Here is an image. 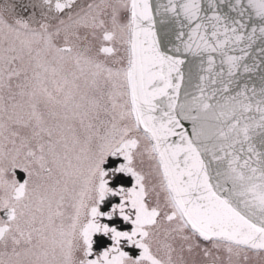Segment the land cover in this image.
Returning <instances> with one entry per match:
<instances>
[{"label":"snow or ice","instance_id":"snow-or-ice-1","mask_svg":"<svg viewBox=\"0 0 264 264\" xmlns=\"http://www.w3.org/2000/svg\"><path fill=\"white\" fill-rule=\"evenodd\" d=\"M0 264H264V0H0Z\"/></svg>","mask_w":264,"mask_h":264},{"label":"water","instance_id":"water-1","mask_svg":"<svg viewBox=\"0 0 264 264\" xmlns=\"http://www.w3.org/2000/svg\"><path fill=\"white\" fill-rule=\"evenodd\" d=\"M17 172V176L19 179H22L23 178V173L19 172V171H16Z\"/></svg>","mask_w":264,"mask_h":264},{"label":"flooded vegetation","instance_id":"flooded-vegetation-1","mask_svg":"<svg viewBox=\"0 0 264 264\" xmlns=\"http://www.w3.org/2000/svg\"><path fill=\"white\" fill-rule=\"evenodd\" d=\"M16 171H19V172H21V170H19V169H17ZM22 173V172H21Z\"/></svg>","mask_w":264,"mask_h":264}]
</instances>
